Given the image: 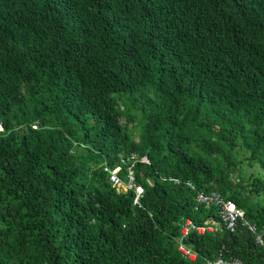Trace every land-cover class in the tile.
Instances as JSON below:
<instances>
[{
	"label": "trees",
	"instance_id": "16d2710c",
	"mask_svg": "<svg viewBox=\"0 0 264 264\" xmlns=\"http://www.w3.org/2000/svg\"><path fill=\"white\" fill-rule=\"evenodd\" d=\"M0 128V264H264V0H0Z\"/></svg>",
	"mask_w": 264,
	"mask_h": 264
},
{
	"label": "built area",
	"instance_id": "2783aa9c",
	"mask_svg": "<svg viewBox=\"0 0 264 264\" xmlns=\"http://www.w3.org/2000/svg\"><path fill=\"white\" fill-rule=\"evenodd\" d=\"M139 163L149 164L146 157L140 158ZM137 160H132L131 164L127 167V174L125 178L127 181L123 180L120 176L121 169H110L108 164H104V171L109 174V180L112 186L117 190L119 194H124L128 191H133L135 194L134 205L141 207L142 198L145 194V189L142 185L137 183V178L134 172V167ZM123 163V161H122ZM180 183L179 180L176 181ZM188 186L194 189L192 183L188 182ZM197 201L200 204L214 205L219 208V218L221 222L226 226L227 230L234 232L239 221L248 228L249 232L255 238V244L264 249V229H260L257 225L249 223L245 220V212L239 208L235 202L226 200L220 193H214L210 196L204 195L202 193L198 194ZM191 228H194L190 221L186 222L183 227L182 235L185 236ZM199 233H204V228L197 229ZM211 230V229H208ZM178 251L183 255L186 260L194 261L196 254L188 250L181 243L178 246ZM207 264H242L238 260H231L230 262H223L221 258H217L214 262H208Z\"/></svg>",
	"mask_w": 264,
	"mask_h": 264
},
{
	"label": "rangeland",
	"instance_id": "374dc122",
	"mask_svg": "<svg viewBox=\"0 0 264 264\" xmlns=\"http://www.w3.org/2000/svg\"><path fill=\"white\" fill-rule=\"evenodd\" d=\"M134 130V132H136V131H138L139 130V128L138 127H136V128H134L133 129ZM257 198V197H256ZM258 199V198H257Z\"/></svg>",
	"mask_w": 264,
	"mask_h": 264
},
{
	"label": "bare ground",
	"instance_id": "6f19581e",
	"mask_svg": "<svg viewBox=\"0 0 264 264\" xmlns=\"http://www.w3.org/2000/svg\"><path fill=\"white\" fill-rule=\"evenodd\" d=\"M1 129V128H0Z\"/></svg>",
	"mask_w": 264,
	"mask_h": 264
}]
</instances>
